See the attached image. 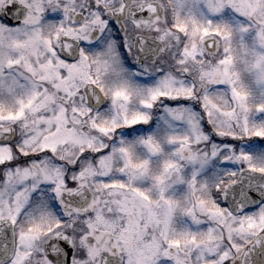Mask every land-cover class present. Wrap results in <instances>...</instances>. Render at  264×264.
Wrapping results in <instances>:
<instances>
[{
    "label": "snow or ice",
    "instance_id": "6c2138e0",
    "mask_svg": "<svg viewBox=\"0 0 264 264\" xmlns=\"http://www.w3.org/2000/svg\"><path fill=\"white\" fill-rule=\"evenodd\" d=\"M0 264H264V0H0Z\"/></svg>",
    "mask_w": 264,
    "mask_h": 264
}]
</instances>
